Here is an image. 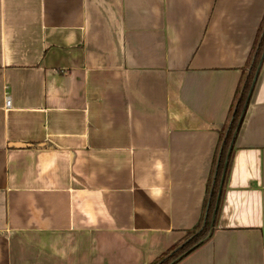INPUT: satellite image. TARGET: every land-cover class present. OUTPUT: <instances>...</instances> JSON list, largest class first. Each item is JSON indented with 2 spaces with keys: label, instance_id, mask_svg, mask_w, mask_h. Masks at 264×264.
<instances>
[{
  "label": "crops",
  "instance_id": "crops-1",
  "mask_svg": "<svg viewBox=\"0 0 264 264\" xmlns=\"http://www.w3.org/2000/svg\"><path fill=\"white\" fill-rule=\"evenodd\" d=\"M251 72L210 236L176 264H264V0H0V264L179 244Z\"/></svg>",
  "mask_w": 264,
  "mask_h": 264
},
{
  "label": "trees",
  "instance_id": "trees-1",
  "mask_svg": "<svg viewBox=\"0 0 264 264\" xmlns=\"http://www.w3.org/2000/svg\"><path fill=\"white\" fill-rule=\"evenodd\" d=\"M254 67V66H253ZM253 68L251 69V71ZM253 73L247 75L245 84L242 87L240 95L236 100V104L233 109V113L227 124V129L224 133L221 141V152L216 158L212 177L208 182V201H207V213L204 219H202L196 227L187 231L184 240L179 242L173 248L165 251L153 262L149 264H176L184 257L190 254L193 250L205 243L206 239L210 236L213 218L215 217L216 205L220 196V186L222 180L225 182L227 174L229 172L232 155L229 153L230 148L234 146V140L240 129L241 121L245 115V109L248 103L249 88L253 80Z\"/></svg>",
  "mask_w": 264,
  "mask_h": 264
},
{
  "label": "built area",
  "instance_id": "built-area-1",
  "mask_svg": "<svg viewBox=\"0 0 264 264\" xmlns=\"http://www.w3.org/2000/svg\"><path fill=\"white\" fill-rule=\"evenodd\" d=\"M7 102H6V105L9 107L11 105V99L9 97H7Z\"/></svg>",
  "mask_w": 264,
  "mask_h": 264
}]
</instances>
